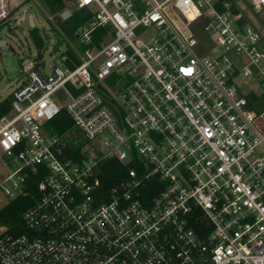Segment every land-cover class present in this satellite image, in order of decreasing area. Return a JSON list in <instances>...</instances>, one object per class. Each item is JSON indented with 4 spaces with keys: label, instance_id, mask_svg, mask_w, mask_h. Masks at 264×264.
<instances>
[{
    "label": "built area",
    "instance_id": "obj_1",
    "mask_svg": "<svg viewBox=\"0 0 264 264\" xmlns=\"http://www.w3.org/2000/svg\"><path fill=\"white\" fill-rule=\"evenodd\" d=\"M66 2L92 11L80 62L24 56L0 116V188L10 201L40 176L25 231L0 224V264H264V26L247 8L264 0ZM63 108L83 137L46 128ZM107 158L127 169L105 191Z\"/></svg>",
    "mask_w": 264,
    "mask_h": 264
},
{
    "label": "trees",
    "instance_id": "obj_2",
    "mask_svg": "<svg viewBox=\"0 0 264 264\" xmlns=\"http://www.w3.org/2000/svg\"><path fill=\"white\" fill-rule=\"evenodd\" d=\"M221 1L222 0H219V8L221 7ZM41 2L47 8L49 15L52 16V20H50L51 30L63 41L65 39H76L81 28L92 21V11L87 7L78 8L70 5L66 0H41ZM65 9L71 11V15L67 19H63L61 16V13ZM104 32L105 28L103 27L96 29L93 32L94 39L99 40ZM32 34L37 47L41 49L44 46L43 35L39 32L37 27L33 28ZM67 54L73 58V62H69V65L74 66L80 62V58L73 48H67ZM12 99L13 96L11 94L7 99L0 101V116L11 111ZM46 128L49 132L70 131L73 128V121L66 109L63 108L55 118L46 122ZM82 145L83 143L81 142H70L67 145L66 150L68 155H77ZM126 169L127 165L116 158H107L99 163L98 174L105 191H108L110 187L118 183L120 179L125 176ZM39 178L40 176L30 177L27 185V189L29 190L28 193L8 201L2 208H0V224H8L10 226L16 224V226L13 227L15 232L25 231L21 224V213L37 196L36 181ZM157 181V178H152L149 181L148 184H150V191L148 192V195L154 194L155 191L154 189L152 190L151 184L156 183ZM144 194H147V192L144 191Z\"/></svg>",
    "mask_w": 264,
    "mask_h": 264
},
{
    "label": "rangeland",
    "instance_id": "obj_3",
    "mask_svg": "<svg viewBox=\"0 0 264 264\" xmlns=\"http://www.w3.org/2000/svg\"><path fill=\"white\" fill-rule=\"evenodd\" d=\"M15 1L12 0L14 4ZM243 1L247 2V0ZM15 7L10 19L0 26V79L6 81V85L0 88V100L7 99L25 76L20 65V60L26 55L36 57L37 51L40 50L35 43L32 34L33 27H31L28 18L18 23L17 19L23 14L25 8L27 9V14L34 15L36 27L39 29V32L43 35V32L46 31L51 36L49 46L47 48H44V46L41 48L40 58L46 62V66L43 69L44 72L48 73L51 70L53 61L67 48L71 47L79 52H84V47L82 48L83 45L79 37L76 39H65L59 51L56 53L52 51V46L56 42L57 35L50 28V15L41 0H23L18 6L15 4ZM247 8L250 15L252 17L256 16L261 25L263 24L264 26V11L260 12L253 10L251 7ZM197 37L200 46L198 47L199 52H206L211 48L212 44L207 39V33L200 32L197 34ZM1 40L5 41L3 45L1 44ZM45 43L46 39L44 37V45ZM218 50H220V47ZM249 83H251L250 80ZM70 132L71 134L83 137L81 130L77 127H73ZM8 171L9 169L7 167L0 164V182L7 175ZM8 201L9 197L0 188V208Z\"/></svg>",
    "mask_w": 264,
    "mask_h": 264
},
{
    "label": "water",
    "instance_id": "obj_4",
    "mask_svg": "<svg viewBox=\"0 0 264 264\" xmlns=\"http://www.w3.org/2000/svg\"><path fill=\"white\" fill-rule=\"evenodd\" d=\"M26 13H27V9L25 8L24 9V12L23 14L20 16V18L18 19V23H20L21 21H24L25 20V17H26ZM71 15V11L69 9H65L62 13H61V16L63 19H67L69 16ZM28 20H29V23L30 25L33 27L35 26V21L33 19V15L32 14H29L28 16ZM253 22L255 24H258L257 21L254 19ZM45 39H46V43L44 45V48H47L49 46V41H50V35L47 34V32H44L43 33ZM5 43L4 40L1 41V44L3 45ZM63 44L62 40L60 38H57L56 39V42L53 44L52 46V51L54 53H56L59 49H60V46ZM41 53V49L37 51V54L39 55ZM6 85V81L4 79H2L0 81V88L4 87ZM110 107L112 108V110L114 111V113L116 114L117 118H118V123L121 124L120 120H119V113L117 112V110L115 108H113V106L110 105Z\"/></svg>",
    "mask_w": 264,
    "mask_h": 264
}]
</instances>
